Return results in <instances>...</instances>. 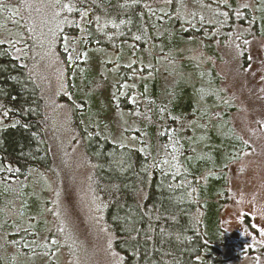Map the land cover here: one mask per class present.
Instances as JSON below:
<instances>
[{"label": "trees", "instance_id": "obj_1", "mask_svg": "<svg viewBox=\"0 0 264 264\" xmlns=\"http://www.w3.org/2000/svg\"><path fill=\"white\" fill-rule=\"evenodd\" d=\"M52 1L66 26L64 33L71 36L69 40L62 36L61 45L72 56H76L74 44L82 46L79 56L73 57L81 60L78 66L101 74L95 62L82 60L86 50L103 54L104 59V54L120 53L136 62L120 67V82L112 85L121 103L118 108L110 103L104 114L88 106L86 85L82 82L77 93L67 75L65 82L75 98L64 106L74 109V115L62 128L52 114L53 101L60 98L51 97L57 86L46 67H28L14 55L13 46L0 40V264L33 259L55 264L63 257L67 244L51 229L59 224L52 211L59 196L40 181L61 166L56 149L62 134L74 150L76 140H81L79 151L86 162L75 172L84 170L89 177L90 202L97 204V217L106 229L103 238L120 264H240L245 250L228 244L219 220L232 184L231 170L226 168L240 155L239 147L227 152L230 145L223 136L234 131L226 127L223 140L212 144L203 135L196 136L207 135V129L220 123L229 126L231 106L218 84L213 85L216 73L209 63L190 59L197 43L204 55H211V34L206 31L221 25L210 26L199 13H208L203 9L208 2L222 4L219 0ZM9 2V9L17 5L16 0ZM228 2L231 6L232 0ZM6 14L12 16L11 11ZM255 30L264 33L259 24ZM218 34L223 39L227 35ZM66 57L63 63L69 69ZM104 59L106 74L112 64ZM80 72L76 69L75 75ZM112 108L128 123L121 136L134 137L136 147L120 144L117 133L106 126ZM224 151L221 157L219 152ZM165 155H177V164L165 162ZM63 170L67 172L66 167Z\"/></svg>", "mask_w": 264, "mask_h": 264}, {"label": "rangeland", "instance_id": "obj_2", "mask_svg": "<svg viewBox=\"0 0 264 264\" xmlns=\"http://www.w3.org/2000/svg\"><path fill=\"white\" fill-rule=\"evenodd\" d=\"M16 1L17 5L9 9V0H0V40L13 46L14 55L28 67L38 70L41 66L46 67L50 81L57 86L55 95L51 97L54 100L60 98L59 102L53 101L52 114L57 124L66 128L74 115V109L64 106L75 98L65 82L67 75H70L71 84L74 82L77 93L83 89V83L86 85L84 90L88 106L98 108L96 111L99 114L107 113L110 103L111 107L118 108L121 102L113 94L112 83L120 82V67L133 65L135 57L126 58L120 53H109L104 54V59L103 54L86 50L82 60L95 62L101 71L100 75L93 74L83 65L78 66L81 60L73 58L81 52L80 42L73 47L76 56L67 51L66 45H61L62 36L67 40L71 36L64 33L66 26L52 0ZM228 1L219 0L221 7L208 2L207 8H203L208 13L205 16L199 13L210 26L221 25V29L209 28V32L206 31L211 34L208 40L211 55H204L199 46L201 43H197L191 50L190 59L200 64L209 63L208 68L216 73L212 83L218 84L220 92L231 106L230 122L229 126L220 123L217 128L207 129V132L202 130L207 135L196 136L203 135L209 144L226 138L230 145L228 153L239 147V158L226 168V171L231 170L229 178L232 184L227 187L219 220L227 234L228 244L237 246L241 251L245 250L240 264H264V33L259 35L255 30L259 24L264 32V0H232L231 6H228ZM10 11L12 16L6 14ZM218 33H227L226 38L223 39ZM65 57L69 59V69L63 63ZM103 59L112 64L106 74ZM139 60L146 59L140 57ZM76 69H81V75H75ZM86 74H91L94 80L86 77ZM161 84L160 88H163ZM108 114L106 126H111L113 134L117 133L118 142L136 147L134 137L121 136V131L129 129L124 115L113 108ZM226 127L234 131L235 137L229 132L228 136L222 135ZM67 137L66 134L61 135V142L56 149L61 166L49 173L46 177L48 179H40L49 193H57L59 196V199L56 196L52 210L59 224L51 229L59 237L57 239L65 240L67 245L61 251L63 257L55 264H120V257L109 249L108 242L103 238L106 229L97 217V204L93 200L90 202L89 177L84 170L79 171V175L75 172L76 168L84 166L86 162L79 151L81 140H76L77 148L74 150L68 145ZM225 153L219 152V155L222 157ZM178 159L177 155H167L165 162L173 161L177 164ZM63 167L67 168V172ZM18 188L17 182L13 188L15 193ZM6 208L16 211V208ZM41 263L38 259L26 262Z\"/></svg>", "mask_w": 264, "mask_h": 264}, {"label": "bare ground", "instance_id": "obj_3", "mask_svg": "<svg viewBox=\"0 0 264 264\" xmlns=\"http://www.w3.org/2000/svg\"><path fill=\"white\" fill-rule=\"evenodd\" d=\"M156 90V89H155Z\"/></svg>", "mask_w": 264, "mask_h": 264}]
</instances>
